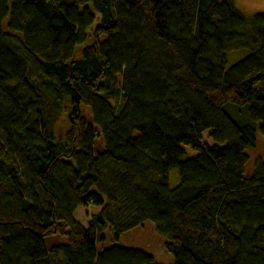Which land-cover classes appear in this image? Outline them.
Returning <instances> with one entry per match:
<instances>
[{"label": "trees", "instance_id": "obj_1", "mask_svg": "<svg viewBox=\"0 0 264 264\" xmlns=\"http://www.w3.org/2000/svg\"><path fill=\"white\" fill-rule=\"evenodd\" d=\"M256 124L264 137V13L229 0H0V264H156L97 247L104 230L117 242L144 222L172 264H264V171L243 173ZM78 207L97 210L86 227ZM52 237L66 242L47 250Z\"/></svg>", "mask_w": 264, "mask_h": 264}, {"label": "rangeland", "instance_id": "obj_2", "mask_svg": "<svg viewBox=\"0 0 264 264\" xmlns=\"http://www.w3.org/2000/svg\"><path fill=\"white\" fill-rule=\"evenodd\" d=\"M233 7L244 17H250L257 13H264V0H229ZM95 20L91 26L93 30L98 25L99 17L95 15ZM101 37L100 40H103ZM15 46H19L15 38H11ZM79 50V49H78ZM76 50L75 55L80 56L79 51ZM246 55V51H233L227 56V66L234 64ZM120 82V77H117ZM110 105H113L112 101H109ZM65 113L68 111L66 105L64 107ZM224 111L228 116L237 124H245L250 122L246 109H235L230 106H224ZM79 113L85 118L86 122L92 126L95 131L96 137L93 143L94 153L101 152L103 149V143L99 136L100 130L94 126L92 122V116L89 107L81 106ZM56 136H60L63 130L68 126L65 115L57 121ZM256 130V145L253 148L245 150L247 155V162L244 166V175L250 177L255 174L258 170L264 171V137L259 134L258 124L255 125ZM183 157L182 159H184ZM169 186L173 188L178 183V175L175 169H171L168 173ZM97 210L95 208H83L78 207L74 213L73 218L82 226L86 227L88 218L94 214ZM104 242L97 245L98 250L116 244L125 248L137 249L150 254L156 264H172V258L164 249V243L166 239L159 235L151 223L144 222L137 228L124 233L117 242L112 241L111 233L106 229L103 234ZM65 239L61 237L48 238L45 241V247L49 250L50 247L65 243Z\"/></svg>", "mask_w": 264, "mask_h": 264}]
</instances>
